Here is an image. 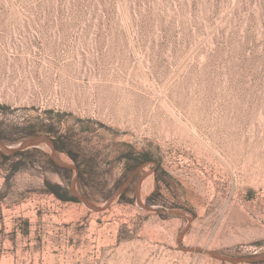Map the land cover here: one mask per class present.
<instances>
[{
  "label": "rangeland",
  "instance_id": "1",
  "mask_svg": "<svg viewBox=\"0 0 264 264\" xmlns=\"http://www.w3.org/2000/svg\"><path fill=\"white\" fill-rule=\"evenodd\" d=\"M0 264H264V0H0Z\"/></svg>",
  "mask_w": 264,
  "mask_h": 264
},
{
  "label": "trees",
  "instance_id": "2",
  "mask_svg": "<svg viewBox=\"0 0 264 264\" xmlns=\"http://www.w3.org/2000/svg\"><path fill=\"white\" fill-rule=\"evenodd\" d=\"M36 135V133H34V132H28L27 134H26V136H35ZM24 153V152H23ZM25 154H26V152H25ZM148 158H146V160H147ZM82 172V171H81ZM53 191L54 192H56L57 194H58V189H57V186H53ZM60 195V194H59ZM63 199H69V197H67V196H61ZM72 198H76V197H74V196H72Z\"/></svg>",
  "mask_w": 264,
  "mask_h": 264
},
{
  "label": "water",
  "instance_id": "3",
  "mask_svg": "<svg viewBox=\"0 0 264 264\" xmlns=\"http://www.w3.org/2000/svg\"><path fill=\"white\" fill-rule=\"evenodd\" d=\"M43 139H44V137L30 140V141H29V144H37L38 142L42 141ZM46 140H48V139H46ZM48 141H49L50 144H52L50 140H48ZM86 202H87V201H86ZM89 204H90V203H89ZM91 205H92V204H91ZM92 206H93V205H92Z\"/></svg>",
  "mask_w": 264,
  "mask_h": 264
},
{
  "label": "bare ground",
  "instance_id": "4",
  "mask_svg": "<svg viewBox=\"0 0 264 264\" xmlns=\"http://www.w3.org/2000/svg\"><path fill=\"white\" fill-rule=\"evenodd\" d=\"M47 141V140H46ZM50 144V143H49ZM52 146V145H51ZM52 152V151H51ZM55 155H56V153H55ZM64 163V162H63Z\"/></svg>",
  "mask_w": 264,
  "mask_h": 264
}]
</instances>
